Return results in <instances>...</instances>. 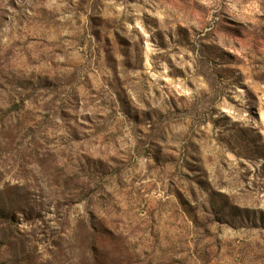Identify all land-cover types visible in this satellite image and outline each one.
Wrapping results in <instances>:
<instances>
[{"label":"rangeland","instance_id":"374dc122","mask_svg":"<svg viewBox=\"0 0 264 264\" xmlns=\"http://www.w3.org/2000/svg\"><path fill=\"white\" fill-rule=\"evenodd\" d=\"M0 264H264V0H0Z\"/></svg>","mask_w":264,"mask_h":264}]
</instances>
